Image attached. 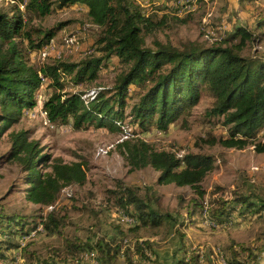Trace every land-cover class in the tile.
<instances>
[{
    "label": "trees",
    "instance_id": "16d2710c",
    "mask_svg": "<svg viewBox=\"0 0 264 264\" xmlns=\"http://www.w3.org/2000/svg\"><path fill=\"white\" fill-rule=\"evenodd\" d=\"M18 3L24 4L22 10ZM74 4L84 5L91 22L100 28L95 41L97 54L78 62L54 59L39 67L29 64V57L49 44L62 25L35 26L29 15L43 18L56 8ZM23 13L28 16L26 19ZM256 27H264V15L257 20ZM150 29L151 20L136 0H15L10 10H0V137L19 121L25 109L36 105L35 91L45 80L51 89L42 103L48 122L70 124L75 130L89 125L120 130L124 117H129V123L138 131L129 132L118 144L128 170L151 166L159 172L158 184L192 188L197 196L188 201L183 218L198 224L207 217L221 226L227 222L236 225L234 217H260L264 213L262 192L241 190L230 199L205 200L201 182L215 166L212 155L192 151L177 155L135 136L149 127L166 131L205 92L211 103L205 108L204 117L209 122L219 121L226 135L217 137L207 132L204 141L238 149L253 144L255 151L264 152V141L256 140L264 127V59L243 53L257 37L248 27L237 26L223 43L210 46L189 43L183 48L156 43L155 48H150L144 40V32ZM112 57L125 66L112 86H98L86 97L81 91L65 89L67 79L72 85L94 82L100 68ZM131 86L133 94H129ZM132 95L136 98L125 114L128 97ZM8 137L10 147L6 156L24 172L25 198L51 207L37 219L27 220L25 216L5 212L0 206V259H12L20 249L23 264H56L53 256L43 258L36 251H28V244L20 246V237L35 231L60 240L53 252L74 263H80L83 254L93 252L92 264H159L158 244L141 239L137 233L169 225L171 221L177 223L178 217L154 206L153 191L121 181L107 190L108 200L117 211L133 220L126 233L117 231L100 237L92 233L84 238L68 234L65 229L70 219L66 208L61 210L55 203L62 188L85 183L84 164L64 162L43 152L39 142L31 138L29 129L11 130ZM180 221L183 226V220ZM175 231L183 249L178 264L213 263L208 254L200 255L194 249L182 247L186 236L178 228ZM129 233L137 235L124 243ZM261 240L264 230L250 242L230 240L219 250L220 258L224 264H260L264 250Z\"/></svg>",
    "mask_w": 264,
    "mask_h": 264
},
{
    "label": "rangeland",
    "instance_id": "374dc122",
    "mask_svg": "<svg viewBox=\"0 0 264 264\" xmlns=\"http://www.w3.org/2000/svg\"><path fill=\"white\" fill-rule=\"evenodd\" d=\"M136 2L151 20L150 31L144 32L147 47L155 48L156 43L170 44L177 48H183L189 43L210 46L223 43L235 27L246 26L254 32L257 39L248 44L243 53L264 59V27H256L257 20L264 15V0H136ZM14 3L15 0H0V10H10ZM29 16L31 24L35 26L49 28L58 23L62 24L53 40L29 57V64L39 67L45 61L54 59L78 62L96 53L95 41L100 28L91 22L84 5L74 4L56 8L43 18ZM26 17L28 16L23 13V18ZM124 68L117 58L112 57L100 68L99 76L94 82L72 85L67 79L65 89L81 91L86 97L98 86H112L114 78ZM133 88L130 87L129 94H133ZM50 92L51 89L43 80L34 94L36 105L32 109H25L19 121L0 137V206L5 212L33 220L41 214L44 215L51 207L32 203L25 198L24 172L16 161L8 160L6 156L10 147L8 133L11 130L29 129L31 138L39 142L43 152L60 157L64 162L81 161L84 164L85 183L65 186L55 203L57 208H62L61 210L66 208L70 219L65 229L68 234H77L84 238L92 233H96L97 237L106 234L109 236L117 231L126 233L130 226L128 224L133 220L117 211L108 200L110 197L107 194V190L114 189L118 181L141 190L153 191L154 206L161 212L178 217L177 223L171 221L169 225L164 224L159 228L139 230L137 234H141V239L154 237L158 244H163L164 240L165 242L169 240L171 244L173 238L179 240L175 231L178 228L187 238L184 239L182 247H189V250L191 247L200 255L208 254L212 264H224L219 254L223 244L229 243L230 240L250 242L258 232L264 230V213L251 219L234 217V220L238 221L236 225L227 222L217 226L205 216L198 225L190 224V219L183 216L185 217L188 201L197 196L192 188L173 183L158 184L159 172L151 166L128 170L118 144L133 130L138 131L137 127L129 123V117H124L120 130L93 125L75 130L70 124L51 123L47 121L42 108V103ZM135 98L134 95L128 97L125 114L129 112V106ZM210 103L211 98L203 92L198 102L183 110L166 131L149 127L135 136L159 150L175 152L177 155H183L188 151L212 155L215 158V166L201 182L205 200L210 197L230 199L234 192L241 190L262 192L260 194L263 195L264 152L255 151L253 144L238 149L226 148L217 143L210 145L204 141L207 132L217 137L226 135V129L219 121L213 119L209 122L204 117V110ZM256 140L264 141V127ZM180 220H183V226L180 225ZM37 229H40V226ZM137 234H127L123 242L127 243ZM20 238V246L28 244L26 246L28 251H36L43 258L50 259L53 256L56 264H92L90 260L93 259V252L80 256V263L64 260L62 254H56L52 250L61 241L45 236L43 232L38 234L31 231ZM182 250L179 243V248H176L175 252L177 256H174L176 259L183 255ZM263 255L262 253L261 258ZM22 256L19 249L12 255V259H0V264H23Z\"/></svg>",
    "mask_w": 264,
    "mask_h": 264
},
{
    "label": "crops",
    "instance_id": "0c3cea01",
    "mask_svg": "<svg viewBox=\"0 0 264 264\" xmlns=\"http://www.w3.org/2000/svg\"><path fill=\"white\" fill-rule=\"evenodd\" d=\"M190 224L196 225V223L192 222L191 219H190ZM148 239L157 243V241L154 240V237L148 238ZM185 239H187V238L185 237ZM166 242L164 240L163 244L157 243L158 246H156V252H157L158 258H159V264H178V261H179L178 259H180L181 256L178 259H176L174 256H177L175 254V252H176V248H179V240L177 238L176 239L173 238L171 244H170L169 240L167 243ZM190 249H191V247H190ZM263 254H264V250H263ZM174 258L176 260H174ZM260 264H264V255H263V258H261Z\"/></svg>",
    "mask_w": 264,
    "mask_h": 264
},
{
    "label": "built area",
    "instance_id": "2783aa9c",
    "mask_svg": "<svg viewBox=\"0 0 264 264\" xmlns=\"http://www.w3.org/2000/svg\"><path fill=\"white\" fill-rule=\"evenodd\" d=\"M18 6H19V8L22 10L23 9V6H24V4L23 3H18ZM41 113H42V109H41V111H40ZM44 117H45V115H43ZM48 120V119H47Z\"/></svg>",
    "mask_w": 264,
    "mask_h": 264
}]
</instances>
